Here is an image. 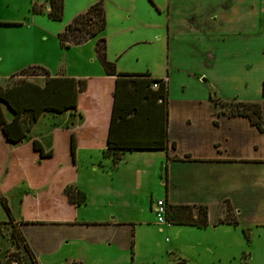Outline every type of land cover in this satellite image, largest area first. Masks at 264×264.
Instances as JSON below:
<instances>
[{"label":"crops","instance_id":"0c3cea01","mask_svg":"<svg viewBox=\"0 0 264 264\" xmlns=\"http://www.w3.org/2000/svg\"><path fill=\"white\" fill-rule=\"evenodd\" d=\"M36 1L39 2V6L45 5V11L42 9L41 12L47 13L49 9L47 0ZM90 1L92 0H81L80 8L89 7ZM64 2L63 0V14ZM152 2L157 15L164 13L166 8L163 24L166 52L168 60L169 58L174 60L168 64V69L174 64L177 66L176 70L171 68L170 76L168 69H166L167 75H154L149 72L152 77L165 79L168 88L170 138L167 150L127 152L115 164L109 158H104L101 148L106 139L115 77L106 75L104 70L73 76L75 79H87L86 90L79 93L78 110L64 112L69 113L73 121L63 122L59 126H54L53 123V126L43 133L37 128L38 124L45 116H56L43 114L21 143L8 145L10 153L11 150L26 144L31 139H36L44 152L53 149L52 156L48 159L43 158L40 163L36 159L37 151L29 149V155L25 159L33 155L31 164L40 167L41 173L36 170L33 172L29 166L27 171V163L23 161V158L21 156L16 158V167L22 168L19 172L17 168V175L25 173L32 177L36 176L35 182L26 179H21V182L18 180L16 188L19 185L22 187L19 193L24 196L23 198L30 196L46 206H51L49 218L35 217L28 219L34 222L18 224L36 259L41 253H50L58 245L72 239L86 240L93 247L103 246V243L108 246L116 244L119 247L121 245L131 247L136 221L130 218L125 221L120 216L135 213V196L138 189L136 187L140 189L145 179L143 163L139 158L144 154L164 151L166 155L164 176L162 177V173H159L160 178H163L161 183L163 192L153 197V188L145 187L146 193L151 194L149 208L152 211L158 199L164 200L166 204H203L208 208V227L212 228L218 225H230L216 223V218L221 215L213 216L212 214L213 208L226 206V202L234 207L238 223H246L250 220V212L246 211L247 209L241 212L238 209L240 207L245 208L249 204L254 208L252 213L255 215L259 212L264 213V200L260 197L261 193H264V155H244L242 153L244 149L240 143L244 131L247 133L256 130L263 135L264 122L263 130L258 131L246 117L213 113L209 96H207L208 100L189 99L183 95L174 98L169 96L170 79H173L177 73H186L188 77L191 76L192 84L197 86L202 79V83L205 82L203 73L213 70L217 65L215 60L221 56L236 57L238 60L240 58L242 62L240 67H246V70L255 62L264 69L262 64L264 62V0H165L164 2L152 0ZM157 17H150L151 20L148 23L150 28L158 29L160 24L162 27L161 21L158 24L156 20H153ZM63 29L58 27L56 30L61 32ZM156 32L153 38L157 37ZM251 56H257L253 65L249 63L251 61L244 60ZM184 57L189 60L181 65L180 58ZM116 71L125 72L117 69ZM200 75L203 76L202 79ZM261 81H264L263 77L259 83L260 91L257 100L241 98L242 101H261L264 119V97L260 96ZM187 84L189 83H182L183 91ZM79 111L84 114V117L80 116ZM175 119L179 126H173ZM56 129L69 133L63 132L57 136L55 145L52 132ZM222 130L236 134L232 142L224 141L221 145L218 135ZM72 131L77 144L74 163L69 155ZM171 142L174 143V147L171 146ZM248 146L252 152H261L258 151L260 147L255 141H250ZM185 155H189V158H184ZM51 168L54 171L50 173L51 175H47L46 170ZM44 180L46 182L44 185L39 188L34 187ZM67 184H72L85 193L84 203L74 205L68 201L63 191ZM35 190L38 191L33 193ZM90 199L97 205L99 217L79 221L80 215L88 216L89 211L82 209L90 204ZM120 206L122 210L119 209ZM87 221L89 223H86ZM155 221L148 219V221L139 222L159 225ZM179 226L197 228L190 225ZM167 229L174 230L171 226ZM68 261L75 260L70 258L66 262ZM85 261L87 260L77 262L86 264Z\"/></svg>","mask_w":264,"mask_h":264},{"label":"rangeland","instance_id":"374dc122","mask_svg":"<svg viewBox=\"0 0 264 264\" xmlns=\"http://www.w3.org/2000/svg\"><path fill=\"white\" fill-rule=\"evenodd\" d=\"M64 1V14L61 20H52L45 12H33L34 5L40 7L36 0H0V19H5L0 20V86H7L18 81L20 75L23 78L42 82L41 67L52 76L73 77L98 73L103 70L98 55L101 38L105 40V57L108 61L114 62L117 70L167 75L168 64L174 60L173 58L168 60L166 52L163 27L166 8L164 13L157 15L152 0H103L105 28L81 43L69 44L66 47L60 44L57 36L60 30L56 29L58 27L63 29L67 22L72 21L88 7L80 8L81 0ZM95 1L92 0L87 5L90 6ZM42 9L45 11V5ZM34 15L35 20H33ZM151 16H158L153 20H156L158 24L161 21L162 27L160 24L158 29L150 28L148 23ZM155 32L157 37L153 38ZM256 57L251 56L244 60L251 61L249 63L253 65ZM180 59L181 65L189 60L185 57ZM236 60H238L236 57L227 55L217 58L216 67L203 73L204 83H202L203 76L200 75L202 81H199L197 86L192 84L191 76L188 77L186 73H177L173 79H170L169 96L174 98L183 95L189 99L205 100H208L207 96H209L213 113L217 112L220 106L215 107L211 99L229 101L243 100L241 97H245L257 100L260 91L259 83L261 77L264 78V69L255 62L246 70V67H240L242 64L240 58L238 62ZM262 64L264 65V62ZM229 66L232 67L229 68ZM171 68L176 70L177 66L174 64L169 67V76ZM183 82L189 83L185 85L184 91ZM260 96L262 97L261 93ZM71 117L69 113L55 117L48 115L42 119L37 128L45 133L50 126H53V123L54 126H59L63 122L73 121ZM173 126H179L177 119L173 120ZM261 134L256 130L247 133L244 131L240 142L244 155H264V134ZM234 135L236 134L222 130L218 135V141L221 145L224 141L232 142ZM168 136L170 138V134ZM250 141H255L260 147L258 151L261 152L250 151L248 146ZM4 144L8 146L10 143H3L0 136V189L4 191L3 195L11 210L12 220L7 221L8 215L0 204V264L8 259L12 260V264H16L17 257L21 259V264H32L24 248L11 241L10 231L14 224L18 230L20 229L18 224L21 223V219L49 218L51 206H46L30 196L23 198L24 196L19 193L22 187L19 185L16 188L18 166H10L9 150L6 152ZM139 158L143 163L145 179L141 186L142 191H140L141 188L136 187L138 189L135 196V213L120 216L125 221H128V218L136 221L135 226H132V248L130 245L119 247L116 244L108 246L106 243H103V246L93 247L86 240L72 239L58 245L50 253H41L37 257L38 264H77L74 263L77 259V261L87 260L86 264H264V213L259 212L255 215L252 213L254 208L248 204L245 208H238L241 212L244 211L243 209L250 212V220L246 223L218 225L215 228L207 226V229L182 227L168 224L167 221L165 224H159L155 221L154 211L149 208L151 194L146 193L145 187L153 188V197L163 192L164 189L161 186L163 178H160L159 173H162V177L164 176L166 155L164 151H160L144 154ZM21 169L18 168V172ZM26 170L28 171L27 165ZM49 171L52 173L51 170ZM19 180L22 181L20 178ZM260 197L264 200V193H261ZM119 209L122 210V207L120 206ZM82 210L89 211V214L88 216L80 215L79 221L99 217L98 207L91 199L90 204ZM230 211L234 216L236 215L233 206ZM226 213L225 205L212 209L213 216L221 215L218 218L226 216ZM148 219L159 225L139 222L148 221ZM4 221L8 223L4 224ZM168 226L173 227L174 230L169 231ZM70 258L75 261L66 262Z\"/></svg>","mask_w":264,"mask_h":264},{"label":"trees","instance_id":"16d2710c","mask_svg":"<svg viewBox=\"0 0 264 264\" xmlns=\"http://www.w3.org/2000/svg\"><path fill=\"white\" fill-rule=\"evenodd\" d=\"M47 3L49 5L46 13L47 16L52 20H61L63 0H47ZM41 11L42 6H33L34 13ZM105 23L103 0H97L85 12L77 15L57 34L59 42L66 47L69 44L81 43L100 33L105 28ZM104 49L105 40L101 38L99 39L98 55L103 70L106 75L115 77L111 94L112 105L109 112L106 139L103 148H101L103 157L109 158L115 164L127 152L136 150H167L169 144L168 88L164 79L152 77L149 72H117L114 62L106 59ZM40 70L43 72L42 82L33 81L30 78H23L20 75L18 81L16 80L7 86H0V136L3 143L9 142L13 145L21 143L43 114L48 113L57 116L65 111L73 112L78 110L79 93L86 90L87 79H75L69 76H52L42 67ZM153 82H158L156 89L152 88ZM261 94L264 97V81L262 82ZM211 100L215 107L220 106V109L215 112L216 114L246 117L250 124L258 131L263 130V111L259 101ZM80 114V116L84 117L82 112ZM63 132L66 131L56 129L52 132L55 145L57 136ZM71 135L69 155L74 163L77 144L74 141V132ZM171 146L174 147L173 142H171ZM4 149L8 152V146L6 144H4ZM29 149L37 151L36 159L38 163L43 158L48 159L53 154L52 148L44 152L41 144L36 139H31L26 144L20 145L18 148L10 151V166L16 167V158L21 156L33 172L36 170L38 173H41L40 167L31 164L33 155L25 159L29 155ZM184 158H189V155H185ZM49 170L51 172L54 171L53 168L46 170L47 175L52 174L49 173ZM164 171H166V165ZM17 177L18 180L20 178L35 182L34 179L36 176L32 177L25 175V173H20ZM45 183L44 180L34 187L39 188ZM32 185L34 184L32 183ZM63 191L70 203L80 205L85 202V193L74 185H65ZM3 194L4 191L0 189V204L5 209L8 215L7 221L9 222L12 220V214ZM230 210L231 205L229 202H226L227 213L226 216L218 220L219 223L238 224L236 217ZM24 219L21 220V223L30 221L27 218ZM165 220L168 224L205 228L209 223L208 208L203 204H166ZM7 221L3 223L7 224ZM10 238L12 242L24 248L32 264H38L25 237L15 224L10 231ZM15 261L16 264H21L19 257ZM74 263L82 264L77 261ZM3 264H12V260H5Z\"/></svg>","mask_w":264,"mask_h":264},{"label":"built area","instance_id":"2783aa9c","mask_svg":"<svg viewBox=\"0 0 264 264\" xmlns=\"http://www.w3.org/2000/svg\"><path fill=\"white\" fill-rule=\"evenodd\" d=\"M164 81H165V79H164ZM165 83H166V81H165ZM157 87H158V82H153L152 88L156 89ZM165 208H166V203L162 199L156 200V202L153 205V210H154V213L156 215V221L159 224H165L166 223Z\"/></svg>","mask_w":264,"mask_h":264}]
</instances>
